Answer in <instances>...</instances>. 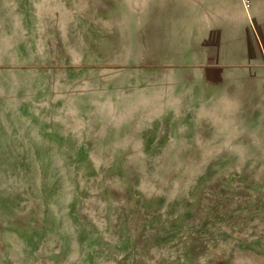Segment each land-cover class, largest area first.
<instances>
[{
    "label": "rangeland",
    "instance_id": "rangeland-1",
    "mask_svg": "<svg viewBox=\"0 0 264 264\" xmlns=\"http://www.w3.org/2000/svg\"><path fill=\"white\" fill-rule=\"evenodd\" d=\"M186 3L0 0V264H264V114Z\"/></svg>",
    "mask_w": 264,
    "mask_h": 264
},
{
    "label": "crops",
    "instance_id": "crops-1",
    "mask_svg": "<svg viewBox=\"0 0 264 264\" xmlns=\"http://www.w3.org/2000/svg\"><path fill=\"white\" fill-rule=\"evenodd\" d=\"M182 15L190 28L178 64L233 74L264 114V0H187Z\"/></svg>",
    "mask_w": 264,
    "mask_h": 264
}]
</instances>
